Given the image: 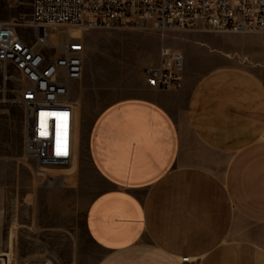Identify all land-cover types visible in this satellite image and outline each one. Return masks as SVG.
Masks as SVG:
<instances>
[{"label":"crops","instance_id":"crops-1","mask_svg":"<svg viewBox=\"0 0 264 264\" xmlns=\"http://www.w3.org/2000/svg\"><path fill=\"white\" fill-rule=\"evenodd\" d=\"M87 83H70L69 167L0 165L2 254L20 264H264V78L235 68L194 78L186 66L182 89L144 85L88 126Z\"/></svg>","mask_w":264,"mask_h":264},{"label":"built area","instance_id":"built-area-1","mask_svg":"<svg viewBox=\"0 0 264 264\" xmlns=\"http://www.w3.org/2000/svg\"><path fill=\"white\" fill-rule=\"evenodd\" d=\"M31 5L33 44L17 32L16 23L0 22V95L3 103H15L25 111L21 161L23 165L34 162L38 175L71 164L70 83L83 76V43L69 32L57 45L53 31L133 30L149 21L162 34L264 33V0H32ZM185 69L184 55L163 47L159 65L144 72L146 84L160 91L180 90ZM15 83H21L19 90L7 89Z\"/></svg>","mask_w":264,"mask_h":264},{"label":"rangeland","instance_id":"rangeland-1","mask_svg":"<svg viewBox=\"0 0 264 264\" xmlns=\"http://www.w3.org/2000/svg\"><path fill=\"white\" fill-rule=\"evenodd\" d=\"M32 0H0V22L16 23L17 32L30 44L34 34L29 26L32 15ZM70 32V33H69ZM57 45L71 34L84 45L82 80H89L86 124L106 106L136 96L146 84L144 72L160 62V51L168 47L181 52L187 69L194 78H201L215 69L235 68L264 78V33H167L158 32L149 21L133 30L63 28L53 31ZM197 50L203 51L200 59ZM54 52H52L53 54ZM201 54V53H200ZM59 55V53H58ZM10 73L20 79L10 68ZM21 83L9 84L8 90H19ZM11 96L12 95H8ZM0 95V165L22 164L25 111L15 103H3ZM23 165V164H22ZM28 165H35L31 162ZM2 175L0 173V183ZM81 243L88 248L83 233ZM0 251V264H20V257L6 256ZM39 257L36 264H68L59 257L51 261ZM55 258V257H54Z\"/></svg>","mask_w":264,"mask_h":264},{"label":"snow or ice","instance_id":"snow-or-ice-1","mask_svg":"<svg viewBox=\"0 0 264 264\" xmlns=\"http://www.w3.org/2000/svg\"><path fill=\"white\" fill-rule=\"evenodd\" d=\"M41 134L43 135L44 133H41ZM57 154H58V155L61 154L59 150H58Z\"/></svg>","mask_w":264,"mask_h":264},{"label":"bare ground","instance_id":"bare-ground-1","mask_svg":"<svg viewBox=\"0 0 264 264\" xmlns=\"http://www.w3.org/2000/svg\"><path fill=\"white\" fill-rule=\"evenodd\" d=\"M183 261H184V262H187V261H188V259H184Z\"/></svg>","mask_w":264,"mask_h":264}]
</instances>
